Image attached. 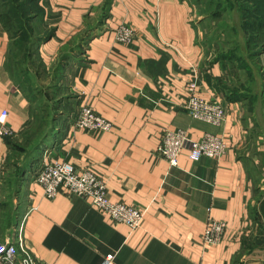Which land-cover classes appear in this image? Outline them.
<instances>
[{"label":"crops","instance_id":"1","mask_svg":"<svg viewBox=\"0 0 264 264\" xmlns=\"http://www.w3.org/2000/svg\"><path fill=\"white\" fill-rule=\"evenodd\" d=\"M37 4L43 32L51 34L38 45L39 59L51 69L67 57L61 87L71 99L62 103L58 133L16 179V157L4 144L0 244L14 243L21 231L39 264H107L109 254L113 264H264V44L252 59L245 50L215 55L191 0ZM123 24L133 31L130 43L115 40ZM9 45L0 24V114L7 112L8 137L16 141L35 103L6 68ZM190 82L201 99L222 103V124L190 117ZM81 105L109 120L111 131L72 130ZM164 130L186 131L193 141L219 135L226 151L193 162L184 148L170 167L156 153ZM44 158L88 169L105 181L110 201L146 209L140 227L113 223L80 197L45 198L33 180ZM6 167L14 170L7 185ZM209 218L226 230L207 247L201 236Z\"/></svg>","mask_w":264,"mask_h":264},{"label":"built area","instance_id":"2","mask_svg":"<svg viewBox=\"0 0 264 264\" xmlns=\"http://www.w3.org/2000/svg\"><path fill=\"white\" fill-rule=\"evenodd\" d=\"M114 36L119 43H130L133 39V31L129 25L123 24L115 30ZM186 90L188 99L185 107L192 119L213 126H219L224 122L225 109L220 101L201 99L196 95L195 85L191 82L186 86ZM6 117L7 112L2 111L0 114V168L5 154L4 138L11 134L6 127ZM70 128L95 134L111 131L112 123L97 114L90 106L81 105L70 123ZM184 148H188L189 159L196 162L202 157L221 158L226 151V144L219 135L208 134L193 141L189 139L186 131L164 130L156 153L170 167H176L178 155ZM33 180L42 188L45 198L52 199L56 195L63 194L86 199L93 208L102 212L111 222L126 225L132 231L140 227L146 211L144 208L110 201L105 181L101 177L88 169L77 171L68 162H49L44 158L34 173ZM225 230L224 221L209 218L201 236L202 245L208 247L219 244ZM105 259L107 264H113L114 255L109 254ZM0 264H39L25 246L21 231L18 232L14 243L0 244Z\"/></svg>","mask_w":264,"mask_h":264},{"label":"rangeland","instance_id":"3","mask_svg":"<svg viewBox=\"0 0 264 264\" xmlns=\"http://www.w3.org/2000/svg\"><path fill=\"white\" fill-rule=\"evenodd\" d=\"M197 1L191 0L195 14L193 19H203L204 30L206 31L205 39L209 48L211 47L215 51V55L219 53H222L221 55H228L230 49H232L234 54L241 55L245 50L244 45L247 37H249L251 42L255 39L252 36H248L250 34L248 28L252 27L253 30L255 26L257 27L258 23H255L249 15L242 16V20L236 8L237 6H235L232 0H215L216 4L211 8L213 10L211 12H209L210 9L205 10L207 14L203 13L202 10L207 7L205 2L197 3ZM226 1L230 5H225ZM0 3L5 7L2 9V22L7 26L10 36L13 37L6 59L7 69L15 83L23 86L31 96L38 99V103L35 105L37 111L33 114V124L40 123L43 119H48L47 121H49L52 116L59 119L54 114V110H56L55 106H58V102L60 104L61 100L67 98L69 92L64 87H61V80L55 77V70L53 68H46L38 61L36 56L32 58L27 57L26 41L32 37L31 32L34 28H27V33L24 35L25 28L23 30V25L20 22L12 20L13 14L11 13L12 9L17 8V5L21 1L0 0ZM224 5L227 10L223 15L219 18L210 17L211 15L214 16L218 10L224 8ZM244 28L247 30L246 32L243 31ZM254 42L257 41L254 40ZM259 42L260 39L258 40ZM244 54L246 55L245 52ZM259 120L262 121L261 118ZM6 168L8 169V174L5 175V185H7L6 182L14 171L10 167Z\"/></svg>","mask_w":264,"mask_h":264},{"label":"trees","instance_id":"4","mask_svg":"<svg viewBox=\"0 0 264 264\" xmlns=\"http://www.w3.org/2000/svg\"><path fill=\"white\" fill-rule=\"evenodd\" d=\"M21 3L17 5V8L12 9L11 13L13 14L12 20L16 22H20V24L23 25L24 35L27 33V28L33 29L31 32L32 37H30L26 42V49H27V57H37L38 61L42 64V62L39 59L37 48L38 45L43 42L44 40L48 39L51 34H45L43 32V29L41 27V9L37 4V0H20ZM234 1L236 8L238 9L239 15H249L255 23L257 22V27L252 30L251 28H248V32L250 34L248 36H252V38H255L254 40L257 42H254V40L251 42L249 37L245 40V53L247 56H249L250 59L254 58L255 56L260 55L262 51V46L264 44V0H232ZM199 2H205L207 7L203 8V13H206L205 10L210 9L209 12H211L213 9V5L216 4L215 0H198ZM229 4V2L224 3ZM224 8L218 10L214 16L211 15L210 17H217L219 18L221 15L224 14V12L227 10V8ZM3 4L0 3V24L3 27V29L7 32V35L10 39L13 37L10 36L7 26L2 22V9ZM207 14V13H206ZM243 20V19H242ZM252 26V23H251ZM243 31H247L245 28ZM260 39V42L258 43V40ZM10 46V45H9ZM67 57L64 55H61L57 64L54 66L53 70H55V77H58L59 80H61L62 72L64 71V65L62 62H66ZM7 68V66H6ZM8 70V69H7ZM9 71V70H8ZM10 73V72H9ZM11 75V74H10ZM12 78V77H11ZM19 85V84H18ZM25 92V95L33 102L35 103L34 106L31 109V122L29 126L25 129L23 134L18 136L16 141H13L10 139V137L4 138V144L6 147L12 152V154L16 157L14 160V163L12 166L15 167L14 171V177L15 179L19 176L21 173V170H25L26 168L31 167L32 164L37 162L38 160V151L41 150V148L49 141L50 138L54 137L58 133L59 126L61 125L62 121H65V112H61V109L63 108L62 103L68 101L71 99L70 96L67 98H62L63 100L57 103L58 106H55L56 110L54 114L59 117L57 119L56 117L52 116V118L47 121L43 119L40 121V123H34V112L37 111V107L35 105L38 103V99H35V97L31 96L29 92L23 88V86L19 85ZM63 103V104H64ZM59 112V114H58ZM63 124V123H62ZM22 157L24 160L21 162V165H17L19 162V158ZM13 177V178H14Z\"/></svg>","mask_w":264,"mask_h":264}]
</instances>
